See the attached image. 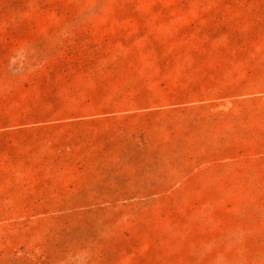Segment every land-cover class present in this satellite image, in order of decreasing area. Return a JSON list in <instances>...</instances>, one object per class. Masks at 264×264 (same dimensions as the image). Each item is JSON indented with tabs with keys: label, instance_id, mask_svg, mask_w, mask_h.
I'll return each mask as SVG.
<instances>
[{
	"label": "rangeland",
	"instance_id": "1",
	"mask_svg": "<svg viewBox=\"0 0 264 264\" xmlns=\"http://www.w3.org/2000/svg\"><path fill=\"white\" fill-rule=\"evenodd\" d=\"M0 264H264V0H0Z\"/></svg>",
	"mask_w": 264,
	"mask_h": 264
}]
</instances>
